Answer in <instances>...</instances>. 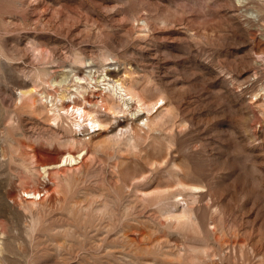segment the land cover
<instances>
[{
    "label": "rangeland",
    "instance_id": "1",
    "mask_svg": "<svg viewBox=\"0 0 264 264\" xmlns=\"http://www.w3.org/2000/svg\"><path fill=\"white\" fill-rule=\"evenodd\" d=\"M0 264H264V0H0Z\"/></svg>",
    "mask_w": 264,
    "mask_h": 264
},
{
    "label": "bare ground",
    "instance_id": "2",
    "mask_svg": "<svg viewBox=\"0 0 264 264\" xmlns=\"http://www.w3.org/2000/svg\"><path fill=\"white\" fill-rule=\"evenodd\" d=\"M144 22V21H143ZM109 58V57H108ZM104 60V62H105V59H103ZM79 61V60H78ZM102 64V63H101ZM53 65V64H52ZM85 65H86V63H85ZM85 65H84V69L86 68L85 67ZM55 66V65H54ZM88 66V65H87ZM91 66H92V64H91ZM107 66V65H106ZM109 66H110V64H109ZM118 66H119V64H118ZM130 66V65H129ZM59 67V66H58ZM100 67V66H99ZM89 68H90V66H89ZM107 68V67H106ZM118 68V67H117ZM132 68V67H131ZM130 68V69H131ZM113 69V68H112ZM116 69V68H115ZM121 69V68H120ZM132 70V69H131ZM95 72V71H94ZM93 72V74H96V73H94ZM122 72V71H121ZM80 73V72H79ZM91 73H92V71L89 69V71H88V73H87V75L86 76H83V77H77V80H84V81H89V83H90V81L93 79H95L94 78V76H92L91 75ZM104 75L105 76H107L110 80H112L113 81V84H112V86L110 87V88H108L109 89V93H107V95L106 96H108L107 98H104V99H106V101H104V100H100V103L101 104H103L102 105V107L104 108L103 110L105 111V114H107L108 116H112L113 115V117L115 118V115L117 114V116H119L118 115V113L115 111L116 110V108H114V105L115 104H117L114 100H118V99H113V95H117V93H122V92H124L125 93V95H127V96H129L130 98H129V100H134V99H136L137 101H136V103H140L141 104V102H142V99L140 98L141 96L138 94V92H136L135 90H134V88L132 89L131 87H129L128 85H126L124 82H123V80L124 79H122V78H125V77H123V76H121L120 75V73H119V71L118 70H104ZM127 75V74H126ZM79 76V75H78ZM81 76V75H80ZM106 77V78H107ZM132 79V78H131ZM136 80V79H135ZM129 81V80H128ZM134 81V80H133ZM137 81V80H136ZM88 83V82H87ZM130 83V82H129ZM133 83V82H132ZM136 83V82H135ZM134 84V83H133ZM138 86V85H137ZM32 88H34V87H32ZM84 90H86V86H84L82 83H78L77 82V94H80V95H83L84 94ZM32 91H35V89L33 90V89H30V90H28V92H32ZM86 92V91H85ZM24 93V92H23ZM106 93V92H105ZM21 94H22V92H21ZM27 94H29V93H27ZM32 94H35V93H32ZM31 94V95H32ZM23 95V94H22ZM25 95V94H24ZM124 95V94H123ZM124 95V96H125ZM118 96H119V94H118ZM98 98H99V96H98ZM120 99H121V97H119ZM63 99H64V95H60V97L58 98V100H57V102L58 103H60V107L59 108H56L57 110H64L66 113L65 114H69L71 117H72V119L70 120L71 121V125L73 126V128H74V126L77 128L78 127V129H79V131H81V132H83L84 130H86L87 131V128L86 129H82L83 127H87V122L88 123H90V127L91 128H95L93 131H100V130H102V128L104 127V125H105V119H103L102 117H100L99 115H98V112L96 111V110H93V109H90V108H86L85 107V103H88V104H90V101H88L85 97H83V102H84V104H80V105H77V104H73L72 106H71V109H72V111L71 112H68V107H70L69 105L67 106V105H63ZM122 100V99H121ZM145 101H146V99H144ZM56 102V101H55ZM135 102V101H134ZM158 102V101H157ZM70 103V102H69ZM73 103H76V102H73ZM146 103V102H145ZM146 104H148L149 105V103H146ZM154 104V103H153ZM153 104H151V106H153ZM58 105V104H57ZM136 105V104H135ZM141 106H142V104H141ZM151 106H149V107H151ZM160 106V105H159ZM101 107V108H102ZM117 107V106H116ZM143 107V106H142ZM155 107V106H154ZM153 107V108H154ZM163 107V106H162ZM118 108H119V106H118ZM145 108H146V106H145ZM165 108H166V106H165ZM147 109V108H146ZM159 109H160V107H159ZM164 109V108H163ZM121 110H122V108H121ZM120 110V112L121 113H123V112H125L124 110L123 111H121ZM142 110H144V107H143V109ZM152 110V109H151ZM134 111V110H133ZM137 111H138V109H137ZM150 111V110H149ZM56 112V111H55ZM144 112H146V111H144ZM116 113V114H115ZM143 113V112H142ZM146 113H148V111L146 112ZM145 113V114H146ZM61 114V113H60ZM58 112L57 113H54V115H53V121H55V122H57L60 118H61V115H60ZM124 114V113H123ZM64 115V114H63ZM148 115V114H147ZM160 115V114H159ZM106 116V115H105ZM108 116H107V118H108ZM120 117V116H119ZM122 117V116H121ZM145 117V116H144ZM147 117V116H146ZM149 117V116H148ZM65 118H66V116H65ZM150 118V117H149ZM79 119H81V121L79 120ZM51 120V119H50ZM66 120H67V118H66ZM114 121V120H113ZM125 121V120H124ZM124 121H122V122H117L116 121V126H115V129L116 130H118V131H120L119 133H120V136H121V130H123V128L125 127V125H126V123L124 122ZM106 122H109V120L107 121L106 120ZM143 122V121H142ZM148 120L146 119L145 120V124L147 125L148 123ZM50 123H52V121L50 122ZM107 124V123H106ZM132 124H133V122H132ZM144 124V123H143ZM129 125V124H128ZM134 128V127H133ZM136 129V128H135ZM76 130V129H75ZM127 130V129H126ZM124 131V130H123ZM132 132V131H131ZM97 133V132H96ZM116 134H117V132H116ZM124 135V134H123ZM77 136V135H76ZM117 137H119V135L117 136ZM74 139V138H73ZM74 141V140H73ZM78 142H80V141H78ZM81 144H82V141H81ZM83 149V148H82ZM69 152V151H68ZM67 152V153H68ZM64 156H65V154L64 153H62ZM62 155V156H63ZM66 157V156H65ZM73 157V156H72ZM70 155L69 156H67L64 160L62 159V161L63 162H69V163H71L72 161H73V159L74 158H72ZM63 164V163H62ZM46 165V164H45ZM45 165H44V168H45ZM48 166V165H47ZM67 168H69V167H67ZM42 169H43V167H42ZM41 169V170H42ZM69 170V169H68ZM188 187V186H187ZM194 188H195V186H194ZM192 189H193V187H192ZM198 189V188H197ZM36 191V190H35ZM46 192V191H45ZM36 193V192H35ZM35 193H29V192H26V194H28V195H32V197H34L33 199L35 200L39 195L37 194H35ZM40 194V193H39ZM40 197V196H39ZM30 198V197H29ZM39 199V198H38ZM31 201V200H30ZM36 202H37V200H36ZM31 203H33V201L31 202ZM37 204V203H36ZM34 207V206H33ZM40 208V207H39Z\"/></svg>",
    "mask_w": 264,
    "mask_h": 264
}]
</instances>
